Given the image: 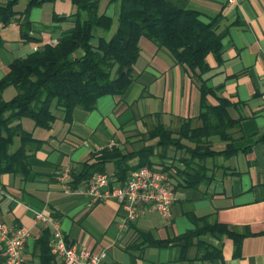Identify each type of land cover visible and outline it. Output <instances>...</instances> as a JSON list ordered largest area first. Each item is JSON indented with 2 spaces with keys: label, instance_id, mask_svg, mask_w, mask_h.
<instances>
[{
  "label": "crops",
  "instance_id": "0c3cea01",
  "mask_svg": "<svg viewBox=\"0 0 264 264\" xmlns=\"http://www.w3.org/2000/svg\"><path fill=\"white\" fill-rule=\"evenodd\" d=\"M26 1L20 5L18 0L13 10L22 11ZM185 7L199 11L203 18L218 14L215 26L225 31L220 62L207 54L209 70L200 77L208 86H219L216 94L233 104L228 114L239 121V128L232 130L233 144L243 150L216 161L221 167H214L207 186L195 189L176 185L169 217L142 214L122 231L116 223L123 211L115 201L88 205L85 184L70 193L62 192L53 178L59 167L92 162L104 146L121 151L137 149L148 143L141 134L153 125L197 115L198 83L165 49L140 36L138 56L132 65L134 77L121 97L106 94L96 99L91 110L73 108L68 122L53 109L55 118L47 130L34 127L27 118L20 119L22 128L42 142L26 157L29 171L25 179L10 173L0 175V223L28 229L25 264L37 263L33 242L43 230L33 221V211L52 214L67 241L95 254L104 252L99 264H264V140L258 138L264 132V0H235L231 4L226 0H186ZM113 8V2L99 0V11L111 18ZM74 12L69 0L44 1L31 7L28 19L29 35L36 38L33 40H20L17 21L0 27V79L14 58L69 30L68 19L53 21L52 13L68 16ZM13 94L14 88L7 86L1 97L6 100ZM206 101L216 103L210 95ZM150 159L158 162V157ZM112 170V163H106L105 173L111 176ZM190 216L255 234L243 237L237 256H233L231 239L209 234L197 238L208 248L181 250V243L164 247L139 244L137 232L165 239L193 228Z\"/></svg>",
  "mask_w": 264,
  "mask_h": 264
},
{
  "label": "trees",
  "instance_id": "16d2710c",
  "mask_svg": "<svg viewBox=\"0 0 264 264\" xmlns=\"http://www.w3.org/2000/svg\"><path fill=\"white\" fill-rule=\"evenodd\" d=\"M44 1L53 0H27L20 12L13 10L17 0L0 1V27L17 21L21 41L36 39L29 35L28 13ZM69 1L75 6L72 15H51L53 21L68 19L69 30L55 44L43 43L25 56L14 58L0 79V175L10 173L25 179L29 171L26 157L42 142L22 128L21 118L47 130L55 118L53 109L59 110L62 120L68 122L73 108L91 110L96 99L106 94L121 97L133 80L132 65L139 52L138 38L142 36L165 49L175 64L190 72L198 83L199 111L195 117L180 118L178 127L172 130L163 124L153 125L141 134L151 142L137 149L102 147L95 157L92 155V162L85 160L70 167L71 183L85 184L93 173L105 172L108 162L113 165L111 176L118 182L140 166L164 169L165 152L173 148L182 151L171 159L176 168V185L195 189L198 185L207 186L213 179L212 170L220 166L207 164V160L229 158L243 150L233 144L232 130L239 128L238 119L228 114V107L233 104L216 94L219 86H208L200 77L209 70L207 54L220 62L225 31H218L215 26L218 14L203 18L199 11L185 7L186 0H109L116 7L112 28V18L99 11V0ZM2 43L0 37V46ZM7 86L14 88V94L5 100L1 94ZM208 95L215 104L206 101ZM194 118L199 124L192 126ZM210 137L223 142V148L211 149L207 143ZM258 138L264 140V132ZM181 139L193 145H185ZM151 156L158 157V162L151 161ZM132 159L134 163L129 162ZM190 220L193 228L171 238L154 239L146 232H137L136 237L144 246L181 243L184 250L190 246L208 248L197 239L200 235L224 236L231 239L233 256H237L243 237L255 234L238 232L203 217L190 216ZM48 240V230L43 229L33 242L37 264H62L50 254Z\"/></svg>",
  "mask_w": 264,
  "mask_h": 264
},
{
  "label": "built area",
  "instance_id": "2783aa9c",
  "mask_svg": "<svg viewBox=\"0 0 264 264\" xmlns=\"http://www.w3.org/2000/svg\"><path fill=\"white\" fill-rule=\"evenodd\" d=\"M235 3V0H226ZM51 40L49 44H55ZM164 169L140 166L129 171L123 182L116 181L105 172L93 173L85 183L83 192L87 204L115 201L123 211V215L116 223L122 231L142 214L157 213L167 218L169 209L175 199L176 168L168 159ZM53 178L61 187L63 193H70L77 187L72 185L70 168L61 166L55 170ZM33 221L41 229L48 230L47 246L50 254L62 264H99L104 252L97 254L69 242L60 230L58 221L46 211H33ZM29 236L28 229L23 225H6L0 223V264H25L23 257L24 243ZM37 264V263H34Z\"/></svg>",
  "mask_w": 264,
  "mask_h": 264
},
{
  "label": "rangeland",
  "instance_id": "374dc122",
  "mask_svg": "<svg viewBox=\"0 0 264 264\" xmlns=\"http://www.w3.org/2000/svg\"><path fill=\"white\" fill-rule=\"evenodd\" d=\"M0 1H2V0H0ZM18 1V0H17ZM25 0H19V4L21 5L23 2H24ZM16 4H17V2H16ZM18 6V5H17ZM116 7H114L113 8V15H112V28H114L115 27V16H114V9H115ZM179 123H180V120H177V121H174L173 123H170V124H168V125H164L165 127H167V128H169V129H175L176 127H178V125H179ZM199 124V121H198V119H196V118H194L193 120H192V122H191V125L192 126H195V125H198ZM141 139L143 140V141H148V140H146V138L144 137V136H142L141 137ZM181 141V143H183V144H185V145H188V146H192L193 144L192 143H190V142H188L187 140H185V139H181L180 140ZM148 142H151V141H148ZM208 145H209V147L211 148V149H214V150H218V149H221V148H223V142H220V141H218L216 138H214V137H210L209 139H208ZM143 144V143H142ZM139 145H141V143L139 142ZM138 145V146H139ZM136 146V148H137V144L135 145ZM135 149V148H134ZM182 154V151H179V150H175V149H173V148H168L167 150H166V152H165V157H164V159H168V160H170L171 161V159L172 158H176L177 156H179V155H181ZM156 157V156H155ZM221 159H226V158H223V157H216L215 159H209V160H207L208 162H207V164H212V163H216V161H220ZM157 160V159H156ZM133 161H135V159L133 160ZM154 161V160H153ZM134 163V162H133ZM217 165H219V164H217ZM155 166V165H154ZM219 167H221V165L219 166Z\"/></svg>",
  "mask_w": 264,
  "mask_h": 264
}]
</instances>
